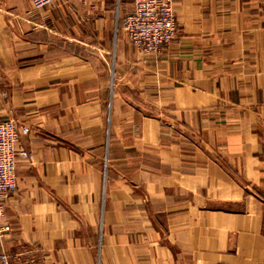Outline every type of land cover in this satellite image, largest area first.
<instances>
[{
  "label": "crops",
  "instance_id": "crops-1",
  "mask_svg": "<svg viewBox=\"0 0 264 264\" xmlns=\"http://www.w3.org/2000/svg\"><path fill=\"white\" fill-rule=\"evenodd\" d=\"M133 0H0V120L26 124L10 264H264V0H172L141 53Z\"/></svg>",
  "mask_w": 264,
  "mask_h": 264
},
{
  "label": "built area",
  "instance_id": "built-area-1",
  "mask_svg": "<svg viewBox=\"0 0 264 264\" xmlns=\"http://www.w3.org/2000/svg\"><path fill=\"white\" fill-rule=\"evenodd\" d=\"M29 1L34 9H42L59 0ZM119 25L129 42L144 54H157L177 35V17L172 0H133ZM29 132L26 124L10 118L0 120V232L8 230L2 219L5 201L17 188V159L32 158L29 151L18 148L20 138ZM0 264H10L3 253L0 254Z\"/></svg>",
  "mask_w": 264,
  "mask_h": 264
}]
</instances>
